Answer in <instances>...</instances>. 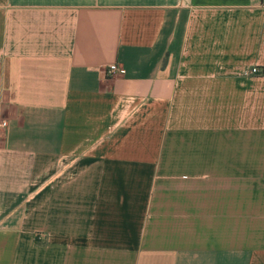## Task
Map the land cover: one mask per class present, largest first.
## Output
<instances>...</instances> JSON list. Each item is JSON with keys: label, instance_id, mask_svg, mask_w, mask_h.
<instances>
[{"label": "crops", "instance_id": "0c3cea01", "mask_svg": "<svg viewBox=\"0 0 264 264\" xmlns=\"http://www.w3.org/2000/svg\"><path fill=\"white\" fill-rule=\"evenodd\" d=\"M0 115V264H264V0H0Z\"/></svg>", "mask_w": 264, "mask_h": 264}, {"label": "built area", "instance_id": "2783aa9c", "mask_svg": "<svg viewBox=\"0 0 264 264\" xmlns=\"http://www.w3.org/2000/svg\"><path fill=\"white\" fill-rule=\"evenodd\" d=\"M105 71L108 74H116V73L117 74H123L124 73L123 67H121L115 63H109L108 65H106ZM257 72H258V68L255 66H251L249 69L244 70L245 74H247V73L253 74V73H257ZM6 126H7V120L0 115V137H1L4 129L6 128Z\"/></svg>", "mask_w": 264, "mask_h": 264}]
</instances>
